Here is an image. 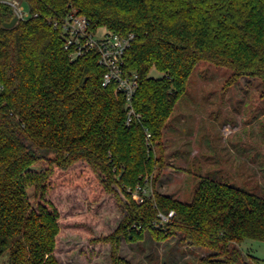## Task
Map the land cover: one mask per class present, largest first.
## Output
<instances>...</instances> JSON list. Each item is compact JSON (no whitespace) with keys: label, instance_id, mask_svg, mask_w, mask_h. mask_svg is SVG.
Wrapping results in <instances>:
<instances>
[{"label":"trees","instance_id":"obj_1","mask_svg":"<svg viewBox=\"0 0 264 264\" xmlns=\"http://www.w3.org/2000/svg\"><path fill=\"white\" fill-rule=\"evenodd\" d=\"M27 1L30 16L8 27L15 13L0 0V256L8 253L11 264H58L59 238L75 229L93 244H109L110 263L121 264L122 240L149 231L157 240L180 234L211 251L203 259L211 264H245L236 244L264 241V197L210 176L191 202L153 189L139 203L128 188L147 187L144 177L159 159L146 129L161 147L200 61L228 67L232 80L259 77L264 95V0ZM69 13L85 14L93 29L134 34L125 67L140 77L133 98L140 117L131 126L125 96L115 83L103 85L97 55L70 60L51 23ZM107 197L120 218L95 237L89 222L97 216L76 210ZM171 210L161 221L159 213Z\"/></svg>","mask_w":264,"mask_h":264},{"label":"rangeland","instance_id":"obj_2","mask_svg":"<svg viewBox=\"0 0 264 264\" xmlns=\"http://www.w3.org/2000/svg\"><path fill=\"white\" fill-rule=\"evenodd\" d=\"M19 1L25 17H29V2ZM105 32V27L98 30L99 35ZM151 75L161 74L152 69ZM262 91L259 77L232 80L228 67L200 61L167 122L161 147L153 145L159 161L154 171L144 177L148 193L155 189L177 200L191 202L201 178L210 176L264 197ZM136 189L137 186L128 191L133 195ZM115 205L107 197L96 208L88 206L76 211L97 216L96 222H89L97 237L117 224L120 213L116 212ZM59 239L55 252L58 264H111L107 255L110 245L93 244L92 238L83 231L66 229ZM236 247L245 264H253L250 254L261 258L264 264L263 240L246 239ZM120 253L124 259L121 264H211L203 259L212 252L181 240L180 234L157 240L147 231L142 240H122ZM0 264H11L8 253L0 256Z\"/></svg>","mask_w":264,"mask_h":264},{"label":"built area","instance_id":"obj_3","mask_svg":"<svg viewBox=\"0 0 264 264\" xmlns=\"http://www.w3.org/2000/svg\"><path fill=\"white\" fill-rule=\"evenodd\" d=\"M9 3L15 15L19 18H26L19 0H2ZM37 15V14H36ZM53 26L60 30L64 36V49L67 51L71 61L81 57L96 54L98 63L106 69L103 85L108 86L115 83L117 92H120L126 99L127 126H131L140 117L133 104L134 95L140 84L138 72L128 70L125 67V54L131 46L134 34L123 36L107 30L99 35L97 29H93L89 18L85 14L69 13L64 16L51 19ZM146 140L149 146H153L151 132L146 129ZM147 187L137 185L133 197L143 202L145 195H148ZM171 210L168 214L159 213L161 221H167L174 215Z\"/></svg>","mask_w":264,"mask_h":264},{"label":"water","instance_id":"obj_4","mask_svg":"<svg viewBox=\"0 0 264 264\" xmlns=\"http://www.w3.org/2000/svg\"><path fill=\"white\" fill-rule=\"evenodd\" d=\"M17 20H18V16L15 15L11 21L5 22V26L11 27L17 22Z\"/></svg>","mask_w":264,"mask_h":264}]
</instances>
